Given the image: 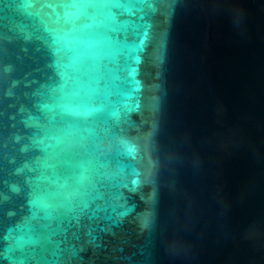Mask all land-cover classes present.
I'll return each mask as SVG.
<instances>
[{"label": "water", "instance_id": "95a60500", "mask_svg": "<svg viewBox=\"0 0 264 264\" xmlns=\"http://www.w3.org/2000/svg\"><path fill=\"white\" fill-rule=\"evenodd\" d=\"M0 264H264V0H0Z\"/></svg>", "mask_w": 264, "mask_h": 264}]
</instances>
